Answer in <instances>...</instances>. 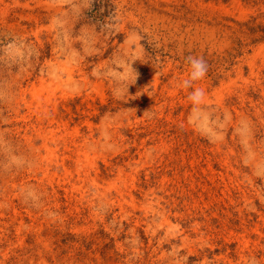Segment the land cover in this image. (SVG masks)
I'll return each mask as SVG.
<instances>
[{"label": "rangeland", "instance_id": "rangeland-1", "mask_svg": "<svg viewBox=\"0 0 264 264\" xmlns=\"http://www.w3.org/2000/svg\"><path fill=\"white\" fill-rule=\"evenodd\" d=\"M0 264H264V0H0Z\"/></svg>", "mask_w": 264, "mask_h": 264}, {"label": "clouds", "instance_id": "clouds-1", "mask_svg": "<svg viewBox=\"0 0 264 264\" xmlns=\"http://www.w3.org/2000/svg\"><path fill=\"white\" fill-rule=\"evenodd\" d=\"M186 62L189 64V72L188 77L184 81H182V85L185 88H191L193 82L197 80H201L204 78L207 72V64L203 57L199 56H188L185 58ZM203 90L200 88L193 89L192 92L189 93V99L195 100L197 98H202Z\"/></svg>", "mask_w": 264, "mask_h": 264}]
</instances>
